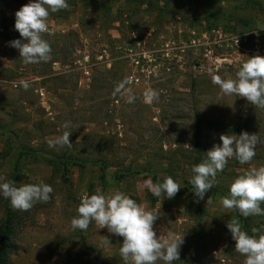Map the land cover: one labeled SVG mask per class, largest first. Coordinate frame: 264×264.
<instances>
[{"label":"rangeland","instance_id":"1","mask_svg":"<svg viewBox=\"0 0 264 264\" xmlns=\"http://www.w3.org/2000/svg\"><path fill=\"white\" fill-rule=\"evenodd\" d=\"M27 3L0 0V183L14 181L19 187L43 181L54 191L48 202L28 211L15 210L0 197V215L12 208L21 216L15 263L124 264L119 253L123 237L94 221L86 231L70 228L85 198L97 190L106 195L118 190L159 214L154 230L162 240L170 231L184 236L174 264H244L227 222L235 219L250 235L254 228L264 235V216L244 218L224 209L221 200L236 178L264 166V144L250 164L229 160L216 177L219 192L206 194V211L198 215L196 198L182 183L193 175L188 163L158 172V179L146 173L122 178L118 167L104 175L98 159L125 156L124 165L145 163L146 151L160 154L162 134L164 149L174 151L182 141L193 147L196 118L233 123L235 135L248 132L264 140V108L224 95L212 82L214 75L235 79L240 64L264 57V0H68L69 8L50 14L49 32L43 34L52 60L24 65L9 42L22 39L14 27L15 12ZM100 74L103 87L95 98L91 89ZM22 81L30 82L27 90ZM124 81L135 103H127L126 94H114ZM150 89L158 91L157 102L145 100L143 93ZM204 127L199 137L203 160L222 143L220 135H233ZM66 130L72 131V147L50 148L49 141ZM142 147L145 152L136 153ZM67 152L89 162L66 164ZM167 176L180 184V191L172 199L154 197L145 182ZM107 238L111 243H104Z\"/></svg>","mask_w":264,"mask_h":264},{"label":"clouds","instance_id":"2","mask_svg":"<svg viewBox=\"0 0 264 264\" xmlns=\"http://www.w3.org/2000/svg\"><path fill=\"white\" fill-rule=\"evenodd\" d=\"M69 8L68 0H29L15 12V30L22 39L9 42V46L19 51L24 65L47 63L52 60V48L43 34L49 32L48 19L51 13ZM235 79H223L220 75L212 77L213 84L219 86L224 95H236L259 108H264V57L253 56L239 65ZM127 82H121L114 89V94H126L127 103H135L137 97L126 88ZM27 90L30 82L22 81ZM145 100L157 102L159 93L154 89L143 93ZM70 127L69 123L63 126ZM72 131H64L62 135L49 141L50 148H71ZM221 144H216L207 154V158L192 167L190 184L197 203L205 199L206 194L216 184V177L223 172L230 159L240 165L250 164L257 154V147L264 144L257 134L241 132L238 136L222 134ZM2 179V178H0ZM148 190L154 197L172 199L180 191V184L167 176L162 182H146ZM54 189L44 183L23 184L19 187L13 182L0 183V197L10 201L13 209L28 211L37 202H48ZM209 199L207 200V203ZM222 207L234 210L244 218L264 216V166L250 168L245 174L236 178L230 185L229 195L221 200ZM159 218L156 212L145 207L121 191L106 195L103 191L85 198L78 207V214L70 221L71 230L86 231L94 221L107 228L109 233L123 237L119 253L124 264H174L179 260L180 248L184 236L179 237L173 232L167 233L166 239L157 236L154 224ZM235 250L245 257L244 264H264V235L261 229L254 228L253 234L242 229L235 219L227 222ZM105 244L111 243L107 238Z\"/></svg>","mask_w":264,"mask_h":264},{"label":"trees","instance_id":"3","mask_svg":"<svg viewBox=\"0 0 264 264\" xmlns=\"http://www.w3.org/2000/svg\"><path fill=\"white\" fill-rule=\"evenodd\" d=\"M103 80L104 78L102 77V74H100L99 77L94 79V86H92L93 88L91 89V93L93 94L95 98L98 97L99 91H101L100 88L103 87L102 85ZM247 116H248L247 119H249L250 114H248ZM204 126H207L209 128H212L215 126L217 130H223L224 132L230 133V134H235L237 131V128L235 127L233 123L228 124L225 121L224 122L221 121L219 125L218 124L215 125L211 121H208L207 119L199 120L196 118L195 123L192 128V133H191L192 137L195 140L193 147L187 148V146L189 147L191 143L186 144L184 143V141H182L181 143H178L179 148L175 149L174 150L175 152L173 151V149H169V150L164 149V145H163L164 139L163 138H166V137H165V134H162L161 137L159 138V141L161 144L160 154H156L157 152L155 151L154 153H150L149 155V151H146V155H143L142 157L143 159L145 158L144 159L145 163H140V164L130 163L129 165H124V162L126 160L125 156L119 157L118 160L116 161L114 160L112 161L108 157L106 158L104 157L102 159H98L100 168L102 172L104 173V175L106 174L105 172L108 168L118 167V169H122L123 175L120 176L122 178L126 176H134L137 174L146 173L147 175H152L153 179H158V172H169V170H177L178 168H181L180 164L181 162L184 161L188 163V165L191 167L190 170L192 171V167L194 165H197L204 161L203 160L204 156H202L204 154L203 152L204 145L203 143L200 142V138H199L200 135L203 133V128H205ZM97 136H98L97 138H101V139L106 138V136L104 135H97ZM99 140L97 141L94 140V141L97 144ZM146 149H147L146 147H142L140 149H137L136 153L143 154V152H145L144 150ZM106 151L107 149L104 148L100 152L104 153ZM176 151H180V153L178 152L176 153ZM65 154L67 155L66 164H68L69 162H72L77 165L79 163L83 164V163L89 162V159L85 160L79 154L75 155L73 153H68V152ZM147 155H149V157ZM178 155L179 157H177ZM155 156L158 157L157 161L156 160L154 161L153 159V157ZM154 162L161 166L166 165L168 168L166 167L165 169L161 167V169L157 170L156 169L157 167L154 166L155 165ZM190 178L183 177L184 181H182V183L187 186L189 191H192V185L189 182ZM219 182L216 181V184L214 185V187L207 193L209 197L212 196L213 193L215 194L216 192H219V188H220ZM202 203H203V200L197 203L196 215L202 214L206 211L204 210ZM19 214L20 213L13 210L12 208H8L7 211L3 215H0V264H16L13 254L19 250L18 236L22 231V227H20L21 226L20 224L21 216Z\"/></svg>","mask_w":264,"mask_h":264},{"label":"built area","instance_id":"4","mask_svg":"<svg viewBox=\"0 0 264 264\" xmlns=\"http://www.w3.org/2000/svg\"><path fill=\"white\" fill-rule=\"evenodd\" d=\"M83 60H84V62L88 63V62L90 61V59H89V55H88V54H85L84 57H83ZM137 62H139V60H137ZM89 69H90V67L87 66V64H86V65L84 66V71L86 72V74L89 73Z\"/></svg>","mask_w":264,"mask_h":264}]
</instances>
